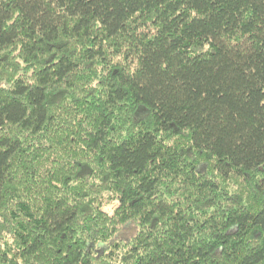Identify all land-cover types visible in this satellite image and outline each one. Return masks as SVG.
I'll use <instances>...</instances> for the list:
<instances>
[{
  "label": "trees",
  "instance_id": "16d2710c",
  "mask_svg": "<svg viewBox=\"0 0 264 264\" xmlns=\"http://www.w3.org/2000/svg\"><path fill=\"white\" fill-rule=\"evenodd\" d=\"M0 264H264V0H0Z\"/></svg>",
  "mask_w": 264,
  "mask_h": 264
},
{
  "label": "rangeland",
  "instance_id": "374dc122",
  "mask_svg": "<svg viewBox=\"0 0 264 264\" xmlns=\"http://www.w3.org/2000/svg\"><path fill=\"white\" fill-rule=\"evenodd\" d=\"M135 233V228L132 224L127 225L124 227L118 235L120 239H127L130 238Z\"/></svg>",
  "mask_w": 264,
  "mask_h": 264
}]
</instances>
